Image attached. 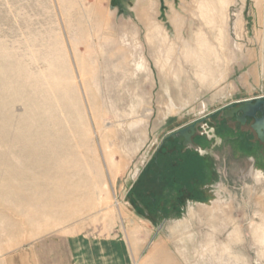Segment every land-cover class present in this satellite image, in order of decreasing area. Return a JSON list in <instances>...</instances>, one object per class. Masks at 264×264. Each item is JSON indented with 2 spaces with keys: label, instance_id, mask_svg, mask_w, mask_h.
Returning a JSON list of instances; mask_svg holds the SVG:
<instances>
[{
  "label": "rangeland",
  "instance_id": "374dc122",
  "mask_svg": "<svg viewBox=\"0 0 264 264\" xmlns=\"http://www.w3.org/2000/svg\"><path fill=\"white\" fill-rule=\"evenodd\" d=\"M142 1L0 0V264L58 236L264 264V138L239 118L264 95V0ZM161 154L208 177L190 193Z\"/></svg>",
  "mask_w": 264,
  "mask_h": 264
},
{
  "label": "crops",
  "instance_id": "0c3cea01",
  "mask_svg": "<svg viewBox=\"0 0 264 264\" xmlns=\"http://www.w3.org/2000/svg\"><path fill=\"white\" fill-rule=\"evenodd\" d=\"M163 1L166 3L168 0ZM169 12L172 13L171 9H169ZM174 159L179 161L183 160L185 164H177L174 166L171 164V161ZM158 161L157 164L162 170V174H164H161L162 177L167 173L170 182H172L175 177L177 179H185V183L188 178L189 180L193 179L190 183L188 181L186 184V189H189L190 193H193V189L191 188L194 187L195 184L194 177H198L199 179L204 176L208 177L206 176L208 174L207 172H202L201 170V173H198L195 171L194 161H196V159L192 155H185L183 159L180 155H177V158H175V156H171V154H161ZM190 196L192 198V194ZM190 196H184L186 203L192 201ZM163 201L173 205V209L179 208L183 204H180L178 201L171 203L165 199ZM163 208L165 207L161 209ZM60 237L61 236H58V238L52 240H36L35 242L38 243L32 244L24 250L17 249L12 251L4 257L3 264H132L128 251L122 242L92 240L84 236H78L71 239L69 248L67 249L66 239Z\"/></svg>",
  "mask_w": 264,
  "mask_h": 264
},
{
  "label": "water",
  "instance_id": "95a60500",
  "mask_svg": "<svg viewBox=\"0 0 264 264\" xmlns=\"http://www.w3.org/2000/svg\"><path fill=\"white\" fill-rule=\"evenodd\" d=\"M235 110V109H234ZM242 115L239 117L240 120L245 122L248 118L253 119V128H255L262 138H264V97H255L244 100V104L240 106ZM195 123L188 127L178 130V132L172 133L174 136L179 133L185 135L186 138L190 136L189 131H193Z\"/></svg>",
  "mask_w": 264,
  "mask_h": 264
},
{
  "label": "bare ground",
  "instance_id": "6f19581e",
  "mask_svg": "<svg viewBox=\"0 0 264 264\" xmlns=\"http://www.w3.org/2000/svg\"><path fill=\"white\" fill-rule=\"evenodd\" d=\"M144 1V0H143ZM142 1V2H143ZM139 3H141V0H139ZM146 5V4H145ZM155 30H152L151 28H149L148 29V33L149 34H152L153 32H154ZM147 41V40H146ZM161 59V58H160ZM162 60V59H161ZM166 93H167V95L170 97V103H173V102H175V99L172 97V95H171V93L169 92V90L168 89H166ZM170 103H166L167 105H166V107L165 106H163V114H164V112H166V110H167V107H168V105L170 104ZM178 103V102H177ZM226 204H223L222 205V207H224ZM221 206V205H220ZM220 206H218L217 205V207H213V208H207V211H208V213H207V215L210 217L211 216V218L215 221V220H217V219H219L221 216H220V214H219V211H220ZM221 207V208H222ZM185 221H180V222H178L175 226H173L172 228H173V230L174 231H176L178 234H179V238L181 239L182 237H187V236H189L190 235V232L187 230V226L185 225V223H184Z\"/></svg>",
  "mask_w": 264,
  "mask_h": 264
},
{
  "label": "built area",
  "instance_id": "2783aa9c",
  "mask_svg": "<svg viewBox=\"0 0 264 264\" xmlns=\"http://www.w3.org/2000/svg\"><path fill=\"white\" fill-rule=\"evenodd\" d=\"M260 97H261V96H260ZM262 97H264V95H262ZM140 167H141V166H140ZM140 171H141V169L139 170V172H140ZM135 178H137V175H136V177H135ZM135 178H134V179H135Z\"/></svg>",
  "mask_w": 264,
  "mask_h": 264
}]
</instances>
